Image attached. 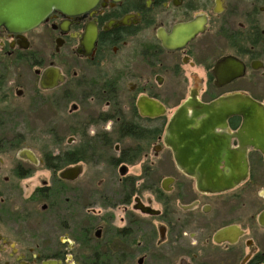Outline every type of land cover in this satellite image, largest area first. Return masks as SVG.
Listing matches in <instances>:
<instances>
[{"label":"flooded vegetation","instance_id":"obj_1","mask_svg":"<svg viewBox=\"0 0 264 264\" xmlns=\"http://www.w3.org/2000/svg\"><path fill=\"white\" fill-rule=\"evenodd\" d=\"M248 104L251 125L232 112ZM201 106L247 166L225 192L201 191L168 145ZM12 117L47 126L39 155L26 136L0 138V264H215L216 249L225 264H264V0H93L25 31L1 26V131ZM149 160L148 172L173 163L160 185L147 187ZM107 161L120 176L110 206L76 185ZM71 168L77 179L63 178Z\"/></svg>","mask_w":264,"mask_h":264},{"label":"water","instance_id":"obj_2","mask_svg":"<svg viewBox=\"0 0 264 264\" xmlns=\"http://www.w3.org/2000/svg\"><path fill=\"white\" fill-rule=\"evenodd\" d=\"M92 2L93 0H0V27L25 31L40 24L54 10L74 13L90 7ZM255 110L254 105L248 104L232 112L243 115L251 125ZM217 115L214 108L201 106L194 120L183 123L176 120L167 133L168 145L179 169L194 178L201 191L211 193L230 190L243 182L247 175V166L234 160L235 156L229 151L228 142H218L215 134ZM80 172L79 168H71L63 178L75 180ZM147 213L158 212L147 208ZM232 232L229 228L216 237L220 239Z\"/></svg>","mask_w":264,"mask_h":264},{"label":"rangeland","instance_id":"obj_3","mask_svg":"<svg viewBox=\"0 0 264 264\" xmlns=\"http://www.w3.org/2000/svg\"><path fill=\"white\" fill-rule=\"evenodd\" d=\"M38 123V124H37ZM35 124V121L29 117L27 119H25V123L21 124L18 118H8L6 120L4 131L0 130V138H4L6 141H16L18 136H26V142L28 144V147H30L36 154H40L41 150L39 149V145H42L41 142H39V137H41V139H44L45 134H42L41 131H43L44 127H46L47 125H43L41 127H39L40 122H37ZM63 121L60 123H57L56 125L58 126V131L57 133H54V139H59L63 141V145L62 147H64V143L66 146V141L68 140V137H73L72 135V128L68 131L64 130L63 128ZM78 145V141H76L75 144H73L71 146L70 149H74L75 147H77ZM65 148V147H64ZM67 148V146H66ZM13 157H17L16 153H12ZM149 163L150 160L147 161V173L150 174L149 176H147V187L149 186H153L154 184H159L161 180L163 179L165 173H168L172 168H173V163L170 164H165L167 165V170L162 169L161 171H151L148 172V168H149ZM169 169V170H168ZM141 173V168L140 167H133L130 170V174L132 175H140ZM119 174L118 171L111 165L108 164L107 162H102V163H96V162H92V163H88L86 164V166L84 167V173L82 175V177L80 178L79 182L76 183V185H80L83 186V188L86 191H95L100 193L101 195H104L105 198H103V202H106L108 206H110L112 200L114 197L111 196V193L118 190L119 189ZM150 177V178H149ZM153 182V185H152ZM75 185V186H76ZM150 198V194L147 193V199ZM153 207L156 209H162L160 204L157 202H153ZM110 207H108L106 209V212L103 211V214L109 213ZM248 214H253L254 211H250L248 210ZM122 216L120 214H118L117 216V223L118 225H120V218ZM158 220V219H157ZM153 222L154 225L157 227L159 224L157 221H155V219L149 218L147 217V224ZM246 228V236L245 238H243V247H244V256H247L249 254V249H247L245 247L246 241L247 239L251 238L250 234H249V230ZM255 228V226H254ZM253 228V229H254ZM190 231L187 234V237L190 236ZM219 252V253H218ZM221 251L219 250H215L214 254L212 255L211 259H214L215 264H225V261L228 260V257L226 255H223L222 253H220ZM208 256V255H206ZM214 256V258H213ZM234 257V256H232ZM220 262V263H218ZM235 264H240L238 261L234 262Z\"/></svg>","mask_w":264,"mask_h":264},{"label":"bare ground","instance_id":"obj_4","mask_svg":"<svg viewBox=\"0 0 264 264\" xmlns=\"http://www.w3.org/2000/svg\"><path fill=\"white\" fill-rule=\"evenodd\" d=\"M232 233H234V232H232ZM231 234V233H230Z\"/></svg>","mask_w":264,"mask_h":264}]
</instances>
